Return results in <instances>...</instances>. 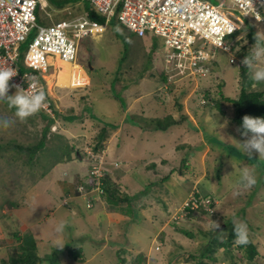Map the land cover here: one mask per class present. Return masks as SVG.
Segmentation results:
<instances>
[{"label":"rangeland","instance_id":"obj_1","mask_svg":"<svg viewBox=\"0 0 264 264\" xmlns=\"http://www.w3.org/2000/svg\"><path fill=\"white\" fill-rule=\"evenodd\" d=\"M210 1L217 3L218 0ZM90 13L106 23V18L94 10L90 0L53 3L48 0L46 8H38L37 22L47 25L81 15L99 22ZM244 23L253 30L264 29V22L245 18ZM107 25L101 36L88 34L79 42L75 62L82 64L90 76V84L89 79L83 84H89L87 87L54 84L53 94L48 91L47 95L55 108L48 114L40 109L24 120L16 118L6 102H0V117L12 121L8 127L0 126V263L5 260L6 264H11L13 255L17 257L21 252L23 241L16 239L14 232L21 230L23 234H32L35 231L41 236L37 238L38 254H52L56 251L52 243L55 238L49 233L64 222L65 209L68 211V207L79 200L76 208L90 215L91 210L87 208L94 207L99 192L88 190L78 181V176L91 180L94 163H90L88 157L96 152L93 146L106 128L102 147L95 154L101 152L99 156L105 157L106 172L112 171L113 176H119L114 185L132 196L130 210L134 209L135 217L125 221L121 217L117 225V229H121L115 230L113 239L108 229L102 233L108 227L103 214L101 228L94 229L91 224L78 220L79 217L66 219L61 236L66 245L57 249L56 255L59 264H120L121 260L125 264H171L169 261L179 255L174 264H187L185 259H190L191 254H200L213 236L214 221L220 223L223 238H226L229 228L224 230V227L232 224L233 218L247 224L249 238L258 248L254 260L249 261L243 254L246 259L239 258L237 264H264V158L256 155L249 159L237 147L235 139L241 137L233 122L235 106L222 98V95L238 98L242 86L241 66L231 63L228 53L219 51L213 58L217 62L212 67L210 64L208 73H198L195 79L190 76L169 81L171 75L164 58L163 38L141 37L116 17ZM244 33H247L245 29ZM254 44L247 41L238 48L246 45L250 49ZM27 47L28 42L23 45V51ZM234 55L246 56L236 52ZM56 68V64L52 65L43 73L42 85L47 89L46 77ZM164 70L168 76L165 80L161 75ZM9 83L8 94L14 95L17 89L12 85L16 84L12 80ZM252 87L264 90V83ZM210 112H219V122L208 126L204 117ZM44 116H49L53 122L49 124ZM71 116L76 117L74 121L65 118ZM166 116H171L178 124L166 131L154 129L150 119ZM48 124L45 146L30 159L27 147L34 148L41 141ZM20 145L25 148L19 149ZM159 153L163 156L155 161L154 156ZM73 156L84 160L86 170L70 171ZM132 156H137V160L127 162ZM140 161L144 164L142 167L136 165ZM244 167L255 176L256 183L252 187L245 188L238 183ZM172 170L177 173L172 175ZM175 174L182 175L183 179L187 177V181L180 182L177 175L176 181ZM165 175L169 177L168 182L157 184ZM71 176L75 179L70 184L78 191L71 195L61 194L59 183L65 188L63 180L69 181ZM151 183L155 185L147 187ZM191 191L213 195L214 212L198 210L175 229L174 217ZM100 205L98 203V208ZM120 207L121 204L116 208ZM97 236L100 237L95 240ZM156 237L162 243L159 250ZM121 243H124L122 248L116 247ZM110 245L112 249L106 248ZM75 247L85 251L82 252L83 261L70 253ZM212 255L214 260L207 259V264H230V250L218 248ZM188 264H195V261L189 260Z\"/></svg>","mask_w":264,"mask_h":264},{"label":"built area","instance_id":"obj_2","mask_svg":"<svg viewBox=\"0 0 264 264\" xmlns=\"http://www.w3.org/2000/svg\"><path fill=\"white\" fill-rule=\"evenodd\" d=\"M90 2L94 10L106 18V23L101 24L81 15L40 25L37 10L39 7L46 8L48 0H0V68H12L17 73L11 79L14 84L27 89L28 77L29 82L36 84V88L29 89V92H44L43 73L53 65L49 59L75 62L80 39L88 34L101 36L114 17L141 37L160 36L164 39L165 62L169 65L171 79L175 80L207 73L219 51L228 53L231 63L241 64L242 59L236 58L234 53L243 34L234 37L230 34L244 26L243 18L264 20V0H218L217 3L209 0ZM26 42L28 47L23 51ZM20 65L24 68L23 72ZM44 105L42 108L47 112L52 111L50 101ZM95 153L88 159L94 163L93 178L100 183L107 166H103L106 160L99 156L101 152ZM94 190L103 192L100 185ZM214 204L215 199L210 196L192 193L177 211L174 221L201 208L211 213Z\"/></svg>","mask_w":264,"mask_h":264},{"label":"trees","instance_id":"obj_3","mask_svg":"<svg viewBox=\"0 0 264 264\" xmlns=\"http://www.w3.org/2000/svg\"><path fill=\"white\" fill-rule=\"evenodd\" d=\"M54 1L55 2H61V1H65V0H51L52 3ZM90 16L94 19L99 20V23L104 24V21H102V19L99 18L95 13H90ZM253 20H256V19H253ZM256 21H258L259 23L264 22V20H256ZM246 28L248 29V32L246 33L245 36L248 39V41L250 43L256 42L255 41V33L258 30L257 29H254V30L250 29V25L246 26ZM240 32H242V29H240L239 31H236V33H240ZM235 50H236L235 51L236 54L243 56V55L248 54L249 47L246 45H241L240 48H236ZM19 68H20L21 72L24 71V68L21 65ZM240 71H241V78L240 79H241L242 86H241V90H240L238 98L225 97L224 95H222V98H227V100H229L230 102L232 101L231 103L234 104L235 116L233 117V122H236L238 127L241 125L242 118L245 115H251L254 117H264V90H256L255 87L254 88L252 87L253 82L249 79L248 70L246 69L245 66L242 67V69ZM161 75L163 76V80H165L164 78L168 79V76H167L165 70L162 72ZM42 84H44L43 80H42ZM44 93L46 95V101H50L51 107L54 109L55 107H54L53 100L50 98V96L47 95V93H48L47 87H44ZM119 98L121 99L120 96H119ZM176 104H178V102ZM42 110L44 112H46L45 114H48V112L44 108H41V112H43ZM45 118L48 119L49 124H51L53 122V119H51L49 116L48 117L46 116ZM65 118H68L70 121H74L76 117L71 116L70 118L69 117H65ZM69 120H67V121H69ZM147 120H149V119H147ZM150 120H152L151 121L152 124H154V126L156 127L154 129L161 130V131H166L172 125L178 124L177 121L175 119H173L171 116H166L163 119L160 118V119H156V120H153V119H150ZM49 124L44 129L43 138L41 139V141L34 148L33 147H27V150H28L29 155H30V159L33 158V156L36 155L45 146L44 141L46 139L47 134L49 133L48 132L50 129ZM105 133H106V128H103L99 134L98 143H96V145L93 146V148L96 152H97V149L102 147L101 142H102L103 138L105 137L104 136ZM18 148L24 149L25 147H22V145H20V146H18ZM227 148L230 149L229 146ZM86 156H87V154H86ZM259 169H261V168H259ZM171 174H172V172H171ZM113 177L114 176L112 174V171H108V172H106V174L103 177H100L101 182L98 183L96 178H93V172H92V176H91L90 181H89L90 178L84 177L82 175L78 176V181L81 184L86 185L88 190H93L98 185H100L101 189L103 190L102 193H99L102 195V196L100 195L101 197H104L107 200V202L113 206H115V204L117 206L121 204V207L118 209H121L123 211H125L127 209V211H125V212H127L129 215H134V213H135V212H133L134 209L130 210V208L133 207L132 206V199H131L132 196L128 193H122L120 191V189H118V187H117L118 185L117 186L114 185L115 180H113ZM218 177H220V176H218ZM168 179H169V177H167V175H165L164 179H162L157 184L164 185V184H166V182H168ZM64 182L66 183V185H65V188L63 187L62 189L65 192V194L68 192H70L71 194H73V193L76 194V192L78 191L77 187L75 185L69 184L67 181H64ZM152 185H155V183L154 184L151 183L147 187H151ZM96 192H98V191L96 190ZM197 195H199V194H197ZM210 195H211L210 193H207V194H204V197H208ZM100 196L95 197L96 199H94V205H95L96 200H98L100 198ZM187 198L188 197H185L182 202L184 203V201ZM110 204H109V206L111 208ZM165 205H166V203H165ZM201 211L202 212L206 211V213H208V211L205 210V208H201ZM194 213L195 212H190L189 215L183 216L182 218H180L179 221L175 220L173 222L174 228L176 229L177 227L179 228V226L181 227V225L183 223L182 221L189 219L190 216L194 215ZM228 228H229L228 236L226 238H223V239L218 238L220 236V234L217 232L215 233L213 231L214 234L210 238V240L207 241L206 245L203 248V251L200 254H191L190 259L189 258L185 259L187 264L189 263V260H194L195 264H207V262H206L207 259L214 260V256L212 254L214 252H216V250L218 248L219 249L222 248V249H225L228 251L230 250V252L232 254L229 257L230 264H237L239 262V260L243 257V254H246V257L249 261L254 260L256 258V256L258 255L257 244L254 243L253 240H251L249 238V243L247 245L236 246L234 244L235 233L233 231V224L227 223L226 226L224 227V230H226ZM187 234H190V233L187 232ZM14 236L16 237V239L21 240V242L23 241V244L21 245L20 254H18L17 257H16V255H13V257L11 258V261H12L11 264H44V262H49L50 264H59L60 263L59 258L56 257L57 252H58L57 249H56V251H53L54 253H52V254H47V255H43V256H40L38 254L37 241L31 233L22 234V232L19 230V231L14 232ZM156 239H157V237L154 240H156ZM155 244H156V248H157V245H159V244L156 242H155ZM121 245H122V243H121ZM60 251H62V250H60ZM82 252H84L83 248H76L75 247V249L74 248L70 249V253L76 259L79 258L80 254H82ZM179 256H181V255H179ZM179 256L171 259L169 262L171 264H174L175 261H177V258ZM244 258L245 257H243L242 259H244ZM0 264H6L5 260H2ZM7 264H9V263L7 262ZM120 264H125L124 260H121Z\"/></svg>","mask_w":264,"mask_h":264},{"label":"clouds","instance_id":"obj_4","mask_svg":"<svg viewBox=\"0 0 264 264\" xmlns=\"http://www.w3.org/2000/svg\"><path fill=\"white\" fill-rule=\"evenodd\" d=\"M244 28L245 31L248 32V29L246 30V24H244V26L240 28L242 29V32L236 33V31L240 30L238 29L230 34V36L232 37L243 34V38L237 43L238 46L248 41L245 36L246 34L244 33ZM255 41V44L249 49L248 54L244 58H240L242 60L240 62L241 64H239V66H241L240 70L242 67H246V69L248 70L249 79L253 82L254 85L258 83H264V29H260L255 33ZM216 62L217 61H214V63L212 62L211 67ZM209 69H211L210 65ZM16 74L17 73L12 68H0V102H6L8 104V107L14 110V116L16 118H19L20 120H24L27 117L40 111V109L46 102V95L43 91L29 92V89L36 88V84L34 81L29 82L28 77H26L29 85L27 89L23 88L20 85H12V87H15L17 89V91L14 95H9V82L12 77L16 76ZM196 76H194V79L196 78ZM204 121L208 126L219 122V112H210L206 114L204 117ZM11 123V120L0 117V126L8 127L11 125ZM236 133L241 137L240 140H237L232 136L228 137L234 138L238 142L237 147L242 150L249 159H252L256 155H258L259 158H264V117L245 115L242 118L241 125L236 128ZM238 183L240 186L245 188L252 187L256 183L253 172L247 167L242 168ZM192 193L204 196L199 192L191 191L190 194ZM98 196H100V194ZM210 197L214 199L213 195H210ZM232 224L233 231L235 233L234 244L236 246L247 245L249 243V230L247 224L237 220L236 218H233ZM65 228L66 225L64 222H60L55 226L54 232L56 235V239H54L52 243L56 249H62L66 245L60 239L61 235L65 231ZM212 228L214 231L220 234L218 238L223 239L224 231L221 230V225L218 221H214ZM156 243H158L160 247L162 246V243L159 239L156 241Z\"/></svg>","mask_w":264,"mask_h":264},{"label":"crops","instance_id":"obj_5","mask_svg":"<svg viewBox=\"0 0 264 264\" xmlns=\"http://www.w3.org/2000/svg\"><path fill=\"white\" fill-rule=\"evenodd\" d=\"M107 27H108V25H106V29H107ZM103 34V33H102ZM99 37V36H98ZM53 59V58H52ZM61 60L60 58H57V59H55V60ZM54 60V59H53ZM61 61H63V60H61ZM64 62H67V61H64ZM67 63H69V64H71V65H78V66H80L85 72H86V70L84 69V67H83V65L82 64H80V63H76V62H67ZM52 64L55 66V63H53L52 62ZM59 72V71H58ZM57 72V73H58ZM86 74L88 75V77H89V84H90V76H89V74L86 72ZM88 84V85H89ZM87 85V86H88ZM55 86H61V87H69V86H67V85H64V84H58V83H56L55 84ZM84 86L85 85H79L78 87H76V88H84ZM87 86H85V87H87ZM71 87V86H70ZM52 89H53V87H52ZM48 91H49V88H48ZM50 92V91H49ZM52 92V91H51ZM121 151H123V150H121ZM120 152V151H119ZM159 152H161V150H159ZM151 155V154H150ZM155 154H153V156H154ZM160 156H163V153H159V154H157L156 156H154L155 157V161L156 160H158L159 158H161ZM136 158H137V156H135ZM133 158V156L132 157H130V159L127 161V162H129L130 160H137L136 158ZM155 161H153V162H155ZM84 160H82L81 158H74V156H73V158L70 160V171L71 172H75V170L77 169V171H79V170H81V169H85L86 170V168L84 167L85 165H84ZM139 164V166L138 167H142V165H144V164H142V162L140 161V162H136V165H138ZM73 166H75V167H73ZM159 166H160V164H159ZM176 170H172L171 172H172V175H174V172H175ZM86 173V171H84V173H82L83 175ZM176 173H177V171H176ZM122 175V174H121ZM176 175L177 174H175V176H174V178L176 177ZM123 176V175H122ZM184 176V175H183ZM185 177V176H184ZM119 178V176L117 175V176H114L113 177V180H115V179H118ZM176 178H178L179 179V181L180 182H183V181H187V177H186V179H183L182 178V175H177V177ZM175 178V180L177 181V179ZM74 179H75V177H73L72 178V176H71V179L68 181L67 179V182L70 184L71 183V181L73 180L74 181ZM77 179V178H76ZM66 180H63V181H66ZM60 182H61V179L59 180ZM59 181H58V183H59ZM62 181V182H63ZM186 185L187 184H189L188 182L187 183H185ZM59 185H60V187H61V189H62V186H61V183H59ZM49 191H50V189H49ZM61 194H65V192L63 191V189H62V191H61ZM67 195H71V193L70 192H68V193H66ZM80 199V198H79ZM51 200H53V198H51ZM54 203V202H53ZM98 203H100L101 205H100V207L98 208ZM77 204H79V200H77V202H75L74 204H73V206L70 208V207H68V211H67V209H65V213H66V215L67 216H65V217H63L62 219H63V221L65 222V223H67V220L66 219H68L69 220V218L71 219V217L73 218L74 216H76V218L77 217H79L80 219H78V220H80V221H82L84 224H91V226H92V228L94 229V228H101V221H100V217H101V215L103 214L104 215V218H107V225H108V227L106 228V229H104V230H102V233L103 232H105L107 229L109 230V232H111V236H112V239H113V235L112 234H114V232H115V230H119V229H121V227L119 228V229H117V225L119 224V222L120 221H122V219H120L121 217H123L124 219H123V221H125V219H133V217H135V214L134 215H129L127 212H123V211H120V210H118L117 208H116V206H113V205H111L110 203H108L107 202V200L104 198V197H101V198H99L98 200H96V202H95V205H94V207L93 208H87V209H90L91 211L89 212L90 213V215H86L85 213H84V211L82 210V209H80V210H78L77 208H76V205ZM109 204L111 205V208H110V206H109ZM51 205V204H50ZM127 205V204H126ZM61 208H63L62 206H60V209ZM51 210V209H50ZM70 210V211H69ZM135 212V211H134ZM61 215L62 216H64V213L62 214L61 213ZM119 216V220H117V217ZM74 219V218H73ZM69 224L70 223H68V226H69ZM106 224V223H105ZM67 225V224H66ZM76 225H77V223H76ZM112 228V229H111ZM21 231V230H20ZM23 232V231H22ZM23 234V233H22ZM32 234H34V236L36 237V241L38 240L37 238H39V239H41V236H38V234L35 232V231H33L32 232ZM49 234H52V236L56 239V235H55V232L54 231H51ZM63 235V234H62ZM61 235V236H62ZM78 234H76L75 236H74V238L76 239ZM86 235H88V233L86 234ZM85 235V236H86ZM102 234H100V236H101ZM100 236H97L96 238H94L95 240H97V239H99V237ZM60 239H61V237H60ZM74 239V240H75ZM38 242V241H37ZM125 243V242H124ZM124 243H122V245H116V247H122L123 245H124ZM38 245V244H37ZM113 245H115V244H113ZM113 245H110L109 247H106V248H113L112 246ZM105 248V249H106ZM63 249V248H62ZM100 250V249H99ZM85 252V251H84ZM85 254V253H84ZM82 256H83V254L82 255H80L79 256V261H83V258H82ZM85 256V255H84ZM84 263V262H83Z\"/></svg>","mask_w":264,"mask_h":264},{"label":"bare ground","instance_id":"obj_6","mask_svg":"<svg viewBox=\"0 0 264 264\" xmlns=\"http://www.w3.org/2000/svg\"><path fill=\"white\" fill-rule=\"evenodd\" d=\"M61 60L51 59V61L57 65L58 69L56 68L54 73L51 76L46 77V79L48 81V85H49L48 88H49L50 92L52 91V87L56 83L64 84L67 86L69 85L71 87H78L79 85H83V84H86L88 82L89 77L86 74V72L80 66L71 65V64L64 62V61H61ZM49 61H50V59H49ZM57 70H59L58 73H57ZM171 80L177 81L175 79H170L169 81H171Z\"/></svg>","mask_w":264,"mask_h":264}]
</instances>
